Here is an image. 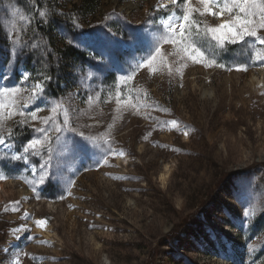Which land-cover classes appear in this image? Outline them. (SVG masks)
<instances>
[{
	"label": "rangeland",
	"instance_id": "1",
	"mask_svg": "<svg viewBox=\"0 0 264 264\" xmlns=\"http://www.w3.org/2000/svg\"><path fill=\"white\" fill-rule=\"evenodd\" d=\"M55 3L58 11L78 12L84 32H109L104 27V17L115 11L123 18L113 17L107 23L111 31L119 33L117 39L130 41L157 0H55ZM32 4L33 0H0V31L9 30L10 22L15 19L11 15L13 8L27 16L31 15ZM56 20V24L44 31L51 47L63 53L67 44L58 35L63 21L59 17ZM24 27L27 29V25ZM27 35H32L31 30ZM233 47L235 51L220 57L222 63L233 65L247 60L239 54L240 46ZM169 48L165 45L164 50ZM144 54L132 51L128 63L134 62L132 57ZM75 58L96 63L89 61L86 51L76 49L65 55L61 65ZM126 70L127 65L109 78L96 74L83 86L82 93L103 89L106 94L114 78ZM68 73L69 69L62 67L61 82L68 78ZM131 86L145 89L149 102H156L170 112H142L141 116L125 112L123 119L115 123L111 144L126 156H109L111 166L101 167L96 163L105 151L103 148L95 155L59 156L63 175L76 181L71 196L63 188L44 186L39 190L41 198L36 199L24 180L15 178L22 175L31 179L23 166L0 161V171L10 177L0 181V248L11 240L10 228L27 223L31 232L25 235H31L33 240L22 238L12 243L30 255L43 257L42 264L53 261L58 264H245L247 261L251 264L245 240L250 237L256 245H264V234L256 235L264 229V215L255 219L248 233L233 227L231 217L229 223L221 221L225 219L222 214L225 208L238 212L233 199L238 192H264V95H261L264 67L237 72L205 69L189 63L182 78L177 75L171 80L167 75L149 78L145 69L137 74ZM69 88L76 91L71 85ZM49 89L57 97L62 95L55 84ZM84 98L81 95L70 101L72 108L93 117L80 116V123L96 125L82 130L93 135L103 132L112 122L115 100L105 103L102 95L101 101L89 109L83 103ZM145 114L155 120L145 119ZM173 119L180 122V130H169V125L153 131L156 121ZM185 126L190 130L188 137L183 135ZM148 132L152 134L145 141L143 136ZM61 194L67 198L61 200ZM15 201H20L19 211L5 212V207ZM253 203L259 212V201ZM24 212L29 213L27 221L19 218ZM38 219L48 221L43 230L34 224ZM258 255L264 256V252ZM3 258L0 253V259ZM22 264L33 262L23 258Z\"/></svg>",
	"mask_w": 264,
	"mask_h": 264
},
{
	"label": "snow or ice",
	"instance_id": "2",
	"mask_svg": "<svg viewBox=\"0 0 264 264\" xmlns=\"http://www.w3.org/2000/svg\"><path fill=\"white\" fill-rule=\"evenodd\" d=\"M160 12L166 15H156ZM11 15L15 19L10 22L9 30L0 31V52L4 54L0 56V161L10 166H23L31 179L22 175L15 178L23 179L36 199L41 198L39 190L44 186L63 188L67 196L72 195L71 188L76 181L63 175V164L58 159L65 153L95 155L103 148L105 151L96 161L101 167L111 166L109 156H126L124 151L113 148L111 144L115 123L123 119L125 112L134 116H141L142 112H170L168 108L159 107L156 102H149L145 89L131 86L141 70L146 69L149 78L167 75L171 80L177 75L182 78L189 63L201 65L205 69L237 72H247L249 67H264V0H157L155 8L146 13V21L130 41L117 39L119 33L111 31L107 22L113 17L123 18L115 11L104 17V27L109 28L107 33L84 32L78 12L66 14L58 11L55 0L50 3L33 0L31 15L26 16L17 8L12 9ZM57 17L63 21L58 35L67 44L63 53L51 47L47 32L44 31L57 23ZM24 25H27V29ZM28 30H31L32 35H27ZM165 45L170 48L164 50ZM233 46H240L239 54L246 56L247 60L226 65L220 61V57L235 51ZM76 49L86 51L89 61L96 63L75 58L62 66L65 55ZM132 51L145 54L139 58L132 57L134 62L129 64ZM125 65L127 70L114 78L106 94L103 89L82 93L83 86L93 80L96 74L109 78ZM62 67L69 69L64 82H61L60 75ZM52 84L61 90V96L50 92L49 86ZM69 85L76 91L72 92ZM64 92L68 95L64 96ZM81 95L85 97L83 103L89 109L101 101L102 95L105 96V103L115 100L112 122L107 124L103 132L93 135L85 134L82 130L96 125L80 123L81 115H87L89 119L93 117L88 112H80L70 106V101ZM42 112L48 114L42 116ZM144 118L155 120L147 114ZM169 125V130L181 128L180 122L173 119L156 121L153 131L156 127L162 129ZM151 134L148 132L143 139L147 141ZM189 134L190 130L185 126L183 135L188 137ZM25 136L28 138L22 140ZM9 178L0 171V181ZM59 198L64 200L67 197L61 194ZM233 199L238 212L225 208L222 210L225 219L221 223H229L228 217H231L233 227L242 229L244 233L251 232L255 219L264 215V192H238ZM255 200L259 201V212L254 206ZM19 204L20 201L11 202L4 211L18 212ZM19 218L27 221L29 213L24 212ZM249 220L252 222L249 223ZM47 223V219L34 221L35 226L42 230L47 227ZM30 232L27 223L9 229L11 240L4 248H0V253L4 255L0 264H22L23 258L33 264H42L43 257L30 255L12 243L22 238L33 240L31 235H25ZM261 234H264V229L256 235L259 237ZM41 243L50 246L46 241ZM245 248L247 255L252 258L251 264H264V256L258 255L264 252V245H256L249 237L245 240ZM53 264L58 262L53 261Z\"/></svg>",
	"mask_w": 264,
	"mask_h": 264
},
{
	"label": "trees",
	"instance_id": "3",
	"mask_svg": "<svg viewBox=\"0 0 264 264\" xmlns=\"http://www.w3.org/2000/svg\"><path fill=\"white\" fill-rule=\"evenodd\" d=\"M27 138H28V137H27V136H25V137H22L21 139H22V140H26Z\"/></svg>",
	"mask_w": 264,
	"mask_h": 264
}]
</instances>
